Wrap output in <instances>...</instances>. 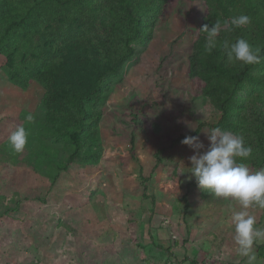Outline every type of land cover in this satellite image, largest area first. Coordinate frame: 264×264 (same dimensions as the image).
Masks as SVG:
<instances>
[{
	"label": "rangeland",
	"instance_id": "obj_1",
	"mask_svg": "<svg viewBox=\"0 0 264 264\" xmlns=\"http://www.w3.org/2000/svg\"><path fill=\"white\" fill-rule=\"evenodd\" d=\"M16 1L19 13L31 3ZM49 10L34 14L32 32L31 26L15 28L13 37L30 48L17 54L14 66L32 62L45 40L53 41L47 45L51 62L66 52L65 30L48 26L57 17ZM206 13L203 0H167L159 16L149 15L146 38L134 43L135 53L120 74L89 104L93 115L82 129L67 119L56 123L62 110L44 106L38 81L26 87L14 82L0 51V264H244L232 240L231 214L239 206L200 192L190 172L180 174L191 167L194 154L181 141L197 136L204 145L200 151H206V131L217 119L207 113L201 95L203 68L192 64L199 61ZM246 36L250 43V33ZM20 125L29 132L28 142L15 153L7 138ZM79 130V156L69 159ZM246 165L253 172L264 169ZM250 211L264 227V209ZM263 247L254 249L258 264Z\"/></svg>",
	"mask_w": 264,
	"mask_h": 264
},
{
	"label": "trees",
	"instance_id": "obj_2",
	"mask_svg": "<svg viewBox=\"0 0 264 264\" xmlns=\"http://www.w3.org/2000/svg\"><path fill=\"white\" fill-rule=\"evenodd\" d=\"M84 0H31L24 13H19L16 0H0V51L7 57L12 69L10 78L26 87L30 80L38 81L45 89L43 97L47 109L62 110L63 119L82 129L86 119L92 117L90 103L100 97L102 90L122 71L127 61L134 55V43L146 38L150 24L147 17L159 16L167 0H103L102 5L86 6ZM207 13L202 17L203 24L209 28L216 20H230L232 17L246 14L251 17V24L222 31L217 37V45L210 54L204 52L206 33L198 42V60L192 64L201 65L204 81L201 95L210 117L217 116L213 127L230 130L244 137L245 144L252 147V156L238 163H249L259 167L264 164V0H203ZM39 6V9L36 7ZM56 14L49 27L53 30L64 29L62 40L66 52L58 61H52L49 47L53 41H44L45 47L34 56L29 67L14 66L17 54L29 50L28 42L15 38V28L27 27L34 23V14L45 11ZM18 10V11H17ZM15 13L14 20L10 19ZM7 17V20H4ZM32 19V21H31ZM31 28L32 26L28 27ZM90 31L83 37L81 31ZM99 31L101 33H99ZM39 34L42 30L37 31ZM81 32V33H80ZM250 33V44L260 48L261 62L253 65H242L240 62L229 64L223 49V41L231 37L244 38ZM35 35L31 33V38ZM224 36L228 38L224 39ZM20 37V36H18ZM28 38L27 40H29ZM12 42H11V41ZM81 40H84L81 43ZM10 41V42H9ZM259 43H262L261 45ZM25 44V45H23ZM49 45V46H47ZM20 46V47H19ZM57 53L59 48L52 49ZM12 64V65H11ZM9 65H7V70ZM18 68V69H17ZM66 103L57 105V103ZM97 103L94 104V108ZM53 116H49L48 126L54 127ZM67 119V120H66ZM55 120V119H54ZM196 131V130H195ZM197 133V132H196ZM81 130L73 134V152L69 159L79 156L78 138ZM180 141V139H179ZM177 142V140H174ZM54 180L50 181L52 184ZM192 182L197 185L195 178ZM198 186V185H197ZM200 189V188H199ZM200 192L205 191L200 189ZM185 209L188 202L186 196ZM264 256V247L259 251ZM185 258L187 259L186 255ZM192 264H197L192 261ZM264 264V261L263 263Z\"/></svg>",
	"mask_w": 264,
	"mask_h": 264
},
{
	"label": "clouds",
	"instance_id": "obj_3",
	"mask_svg": "<svg viewBox=\"0 0 264 264\" xmlns=\"http://www.w3.org/2000/svg\"><path fill=\"white\" fill-rule=\"evenodd\" d=\"M251 24V17L241 14L230 20H216L211 28L204 25L200 31L206 33L204 52L210 54L217 45V37L222 31L232 32L236 28ZM226 60L229 64L240 62L242 65H253L261 62L260 48L253 47L246 39L235 42L223 41ZM25 119L32 121L31 113ZM208 133L210 142L206 151L197 136H186L181 143L190 146L194 154L188 159L191 167L187 171L195 178L198 187L217 198L231 199L239 210H233L232 240L237 256L244 259V264H258L255 247L264 244V227L257 226L256 216L250 211L253 208L264 209V169L251 171L245 163L252 156V147L245 144L244 137L230 130L212 128ZM29 132L24 125L17 126L7 138V143L15 153L24 151Z\"/></svg>",
	"mask_w": 264,
	"mask_h": 264
}]
</instances>
